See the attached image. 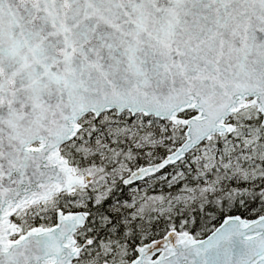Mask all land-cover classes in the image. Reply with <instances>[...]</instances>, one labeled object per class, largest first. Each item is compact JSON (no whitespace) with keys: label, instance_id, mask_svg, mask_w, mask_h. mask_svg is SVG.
<instances>
[{"label":"snow or ice","instance_id":"snow-or-ice-1","mask_svg":"<svg viewBox=\"0 0 264 264\" xmlns=\"http://www.w3.org/2000/svg\"><path fill=\"white\" fill-rule=\"evenodd\" d=\"M0 264H264V0H0Z\"/></svg>","mask_w":264,"mask_h":264}]
</instances>
